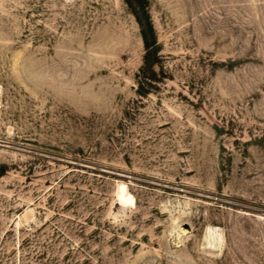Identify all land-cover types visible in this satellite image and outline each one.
<instances>
[{
    "label": "rangeland",
    "instance_id": "374dc122",
    "mask_svg": "<svg viewBox=\"0 0 264 264\" xmlns=\"http://www.w3.org/2000/svg\"><path fill=\"white\" fill-rule=\"evenodd\" d=\"M0 264H264V0H0Z\"/></svg>",
    "mask_w": 264,
    "mask_h": 264
},
{
    "label": "trees",
    "instance_id": "16d2710c",
    "mask_svg": "<svg viewBox=\"0 0 264 264\" xmlns=\"http://www.w3.org/2000/svg\"><path fill=\"white\" fill-rule=\"evenodd\" d=\"M129 2V1H128ZM131 4V3H128ZM138 18V17H137ZM138 23L141 27V33H142V38L144 41V45L146 48V55L144 57L145 59V65L146 68H144V78H149L150 80H153L154 77H151V75L148 73L149 71L151 72L153 68V64L155 62V57L158 51V45H157V40L155 37V32L153 25L151 24L150 21L148 22H143L141 19H137ZM146 75V76H145ZM150 76V77H147ZM150 85V83H148ZM140 85V93L146 94L145 88H144V83H139Z\"/></svg>",
    "mask_w": 264,
    "mask_h": 264
},
{
    "label": "bare ground",
    "instance_id": "6f19581e",
    "mask_svg": "<svg viewBox=\"0 0 264 264\" xmlns=\"http://www.w3.org/2000/svg\"><path fill=\"white\" fill-rule=\"evenodd\" d=\"M118 198L120 199V202L124 205L127 204H133L134 203V197L128 192L127 186L125 184H122L119 187L118 192Z\"/></svg>",
    "mask_w": 264,
    "mask_h": 264
}]
</instances>
